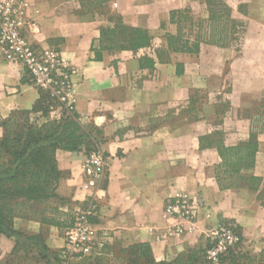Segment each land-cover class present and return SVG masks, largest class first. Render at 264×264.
Listing matches in <instances>:
<instances>
[{
    "label": "crops",
    "instance_id": "1",
    "mask_svg": "<svg viewBox=\"0 0 264 264\" xmlns=\"http://www.w3.org/2000/svg\"><path fill=\"white\" fill-rule=\"evenodd\" d=\"M223 1L243 23L235 32L241 39L239 48L232 42L201 43L198 52H170L159 62L155 51L165 40L156 31L165 23L174 32L169 11L191 9L196 0L171 5L160 0H105L100 5L89 1L88 8L81 0H29L37 30L32 41L57 47L69 68L74 110L83 123L97 127V140L108 156L96 220L105 247L116 239L144 242L156 261L203 247L204 239L197 235L189 240L187 235L163 236L169 222L175 221L163 216L165 199L183 195L197 202L198 228L231 220L239 227L244 251L264 250V0ZM105 13L146 28L149 45L136 51L101 49L96 58L90 47L100 28L110 22ZM143 56L152 58V67L140 66ZM196 92L205 96L193 95ZM37 98L36 85L26 78L22 64L0 57V121L13 110L30 109ZM251 131L258 140L254 163L240 173L258 177L256 189H221L214 176L217 144L244 143ZM83 160L81 152L55 151L60 177L56 197L49 203L82 202ZM13 228L28 235L42 232L52 251L63 246L60 224L16 217ZM14 245V237L0 235V261ZM16 262L38 264L31 256Z\"/></svg>",
    "mask_w": 264,
    "mask_h": 264
},
{
    "label": "trees",
    "instance_id": "2",
    "mask_svg": "<svg viewBox=\"0 0 264 264\" xmlns=\"http://www.w3.org/2000/svg\"><path fill=\"white\" fill-rule=\"evenodd\" d=\"M103 1L105 0H93L95 3ZM203 3L206 18L191 17L189 8L169 11L168 21L174 26V32L164 33L165 45L155 51L159 62L166 61L170 52L195 53L199 51L201 43L227 46L237 38L238 34L235 32H240L242 25L232 16L229 5L223 0H203ZM111 22L112 24L100 28L97 41L92 40L90 49L95 52L96 58L101 49L136 51L149 45L151 36L146 28L126 24L120 17ZM164 27L165 23H162L161 28ZM139 62L141 67L153 66V60L148 56H143ZM67 72L70 73L68 70ZM36 88L38 98L30 109L13 110L0 121V235L14 237L15 241L12 251L5 259H9V262L5 264H16L20 258L27 256L35 258L38 264H65L59 257V250L52 251L47 247L42 232L24 234L13 228V220L16 217L37 218L41 223L60 224L63 227L54 218L35 215L34 207V204L49 203L50 199L56 197L55 186L60 172L55 161V151L83 150L87 153L99 145V130L95 128L92 132L88 129V125L81 121L73 104L58 87L53 90L39 86ZM56 107V112L50 114V110ZM257 145V135L253 131L244 143L217 144L219 162L214 167V176L221 189L232 186L256 189L258 177L242 175L240 170L253 165ZM233 230L240 240L235 246L219 254L218 264H255L254 257L241 248L242 236L237 224ZM207 245L188 250L184 256H177L169 261H155L151 258V262L213 264L205 257ZM137 249L145 251L141 253L143 256L150 252L149 245L144 242L138 243ZM86 258L85 264H97L101 259L98 254ZM257 264L264 262L258 259Z\"/></svg>",
    "mask_w": 264,
    "mask_h": 264
},
{
    "label": "built area",
    "instance_id": "3",
    "mask_svg": "<svg viewBox=\"0 0 264 264\" xmlns=\"http://www.w3.org/2000/svg\"><path fill=\"white\" fill-rule=\"evenodd\" d=\"M29 3L27 0H0V57L7 61H16L24 64L36 75L41 73L50 82H44L46 88L69 86L71 78L68 66L57 51L56 56H47L44 59L36 52L26 37V29H32V20L28 19ZM43 86V85H42ZM70 91V90H69ZM66 97V93H64ZM67 98V97H66ZM108 156L96 146L84 154L82 165L83 186L86 189L85 198L75 209L69 224L63 229V246L59 249V257L63 262L72 258L93 255L103 247L104 236L98 237L96 220L99 217V202L104 197V188L100 185L108 166ZM163 216L175 221L169 226L163 236L181 235L186 228L193 226L196 209L194 201L183 195L169 196L163 205ZM187 224V225H186ZM232 225L219 224L211 232L210 239L226 240L222 250L211 252L206 250L207 258L217 264L219 253L227 246L239 241V235Z\"/></svg>",
    "mask_w": 264,
    "mask_h": 264
},
{
    "label": "rangeland",
    "instance_id": "4",
    "mask_svg": "<svg viewBox=\"0 0 264 264\" xmlns=\"http://www.w3.org/2000/svg\"><path fill=\"white\" fill-rule=\"evenodd\" d=\"M28 3H29V11H28V19L31 21L32 20V17L30 15V2L29 0H27ZM82 1V5L85 7V8H88L89 6L86 4L87 2H93V0H81ZM163 1H167L169 2V4H185L188 0H160V2H163ZM200 3H198V2ZM95 3V2H93ZM101 3H95L94 5H100ZM92 6V5H91ZM185 8H187L185 6ZM239 11H243V8L242 6H239ZM102 13V11H101ZM190 14H191V17L193 18H206L207 16V13H206V7L203 3V0H196V3L195 5L190 9ZM108 16L110 17V22L107 23L106 25H110L112 24L111 20L113 21L114 19L118 18L117 15L115 13H112V14H109V13H105L104 16ZM32 23H33V26H32V29H26V37L29 41V43L34 47V49L36 50V52L38 53V55L41 56L42 59H44L46 56L45 55H49V56H56L58 53H57V47L56 46H53V45H46V46H43V45H40V44H37V43H34L32 41V37H34L35 33L37 32L36 30V27H35V24H34V21L32 20ZM242 25V29H243V23H241ZM241 29V28H240ZM165 32H169V27H164V29L162 30H157L156 31V35L157 37H162L164 36V33ZM232 43L237 47L239 48L241 46V39H239V37H237L236 39H233L232 40ZM23 66V70L25 72V76L26 78L32 82L33 84H35L36 86H39V87H43L44 89H46L45 85L43 84L44 82H50V80H48L43 74L41 73H38V74H34L33 71L29 68H26V66L24 64H22ZM43 85V86H42ZM64 87L63 90L60 89V91L64 94L66 93V97H67V100L69 102L70 101V87L65 85V86H62ZM200 95L202 97H204L205 95L203 93L199 94V92H196V93H193V95L197 96ZM256 108H258L259 106H255ZM57 110V107L56 108H52L50 110V114H54ZM85 124L88 125V129L91 130L93 132V130L95 128H97L95 125L91 124V123H87L86 121H84ZM92 128H90V127ZM100 146V145H98ZM88 147V146H87ZM101 148V147H100ZM102 149V148H101ZM83 154L84 151L81 150L79 151ZM191 201L194 200V199H190ZM80 206V203L79 202H75V201H70V202H67L65 200H62V201H57L56 203H38V204H34V207L36 209V214L35 215H39V216H45L46 218H54L55 220H59V218H63V221H60L62 224H63V227L67 226L69 221L71 220V217L75 211V209H77L78 207ZM194 206H195V209H196V217H195V220H194V223H193V226L188 229L186 228V230L184 231V233L181 234V236L183 235H187L188 237V240L192 237V236H195L197 235V237L199 239H204V244H208L206 249H205V257L207 256V253H206V250L209 249V251L211 252H218L220 250H222V244L225 243L226 240H220V241H216L213 240V239H210L209 236H211V232H213L217 226L219 224H228V225H232V226H235V222L231 221V220H224V221H220L215 224H208L207 227L205 228H198V225H199V221H198V208H197V202L194 201ZM66 209V211H65ZM66 212V215L65 216H61V213L60 212ZM187 225V224H186ZM63 234V238H64V230L62 232ZM199 234V235H198ZM180 236H176L175 238H179ZM166 238H162L160 237V241H165ZM192 239V238H191ZM240 240V239H239ZM64 242V241H63ZM239 241H237L235 244H233L232 246H227L226 249L224 250L223 249V252L219 253V254H222L224 253L227 248H230V247H233L235 246ZM140 243L138 241H135V242H132V243H127L123 240H120V239H116V241L114 242V244L112 246L108 245L105 247V245L96 250L98 251V255L101 257V259H99V261L97 262V264H153L151 262V258L153 260H155V258L153 257L152 255V251H151V248L149 246V254L147 253L146 256H143L141 255V253L145 252L143 251V249L139 250L137 249V244ZM205 245L203 247H205ZM191 249H194V248H187L185 249L184 251H181L178 253L177 256L179 257H182L184 256L188 250H191ZM146 250V249H144ZM251 256H253V260L255 262V264H257V261L258 259L260 260H263L264 262V250L260 251V252H257V253H250ZM89 256V255H87ZM87 256H82L80 258H72L71 260L65 262V264H85L87 263ZM176 256V257H177ZM207 258V257H206ZM6 259V258H5ZM2 260L0 261V264H5V262H9L7 260ZM209 260V258H207ZM156 261V260H155ZM210 261V260H209ZM218 263H219V259H218ZM217 263V264H218ZM10 264V263H9Z\"/></svg>",
    "mask_w": 264,
    "mask_h": 264
}]
</instances>
